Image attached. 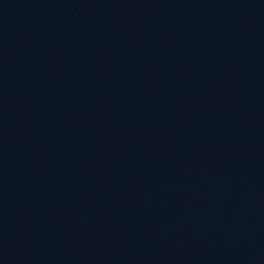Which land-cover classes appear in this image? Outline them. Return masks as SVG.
Instances as JSON below:
<instances>
[{"label":"water","instance_id":"1","mask_svg":"<svg viewBox=\"0 0 264 264\" xmlns=\"http://www.w3.org/2000/svg\"><path fill=\"white\" fill-rule=\"evenodd\" d=\"M0 264H264V0H0Z\"/></svg>","mask_w":264,"mask_h":264}]
</instances>
